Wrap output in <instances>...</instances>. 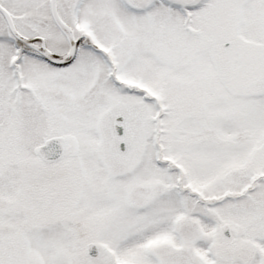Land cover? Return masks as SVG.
<instances>
[{"label": "snow or ice", "instance_id": "snow-or-ice-1", "mask_svg": "<svg viewBox=\"0 0 264 264\" xmlns=\"http://www.w3.org/2000/svg\"><path fill=\"white\" fill-rule=\"evenodd\" d=\"M0 264H264V0H0Z\"/></svg>", "mask_w": 264, "mask_h": 264}]
</instances>
